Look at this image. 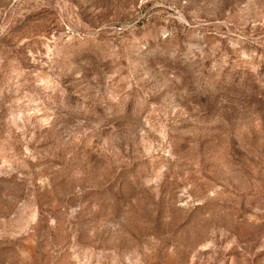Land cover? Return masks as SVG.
<instances>
[{
    "label": "rangeland",
    "instance_id": "obj_1",
    "mask_svg": "<svg viewBox=\"0 0 264 264\" xmlns=\"http://www.w3.org/2000/svg\"><path fill=\"white\" fill-rule=\"evenodd\" d=\"M0 264H264V0H0Z\"/></svg>",
    "mask_w": 264,
    "mask_h": 264
}]
</instances>
